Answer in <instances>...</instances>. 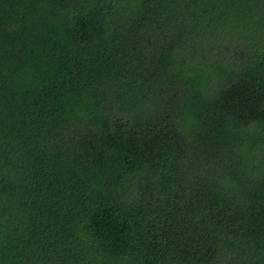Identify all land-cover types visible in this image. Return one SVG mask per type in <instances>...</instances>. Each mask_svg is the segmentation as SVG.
Here are the masks:
<instances>
[{
  "label": "trees",
  "instance_id": "trees-1",
  "mask_svg": "<svg viewBox=\"0 0 264 264\" xmlns=\"http://www.w3.org/2000/svg\"><path fill=\"white\" fill-rule=\"evenodd\" d=\"M0 264H264V0H0Z\"/></svg>",
  "mask_w": 264,
  "mask_h": 264
}]
</instances>
